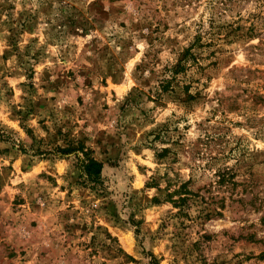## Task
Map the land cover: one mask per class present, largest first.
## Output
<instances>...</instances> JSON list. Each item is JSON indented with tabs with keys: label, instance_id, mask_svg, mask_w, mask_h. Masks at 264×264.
I'll return each mask as SVG.
<instances>
[{
	"label": "rangeland",
	"instance_id": "obj_1",
	"mask_svg": "<svg viewBox=\"0 0 264 264\" xmlns=\"http://www.w3.org/2000/svg\"><path fill=\"white\" fill-rule=\"evenodd\" d=\"M263 215L264 0H0V264H264Z\"/></svg>",
	"mask_w": 264,
	"mask_h": 264
},
{
	"label": "trees",
	"instance_id": "obj_2",
	"mask_svg": "<svg viewBox=\"0 0 264 264\" xmlns=\"http://www.w3.org/2000/svg\"><path fill=\"white\" fill-rule=\"evenodd\" d=\"M192 47L193 46L187 47L184 50L182 57L176 63V65L169 69V72L171 74L170 77L166 78L165 80H162V82L160 83V90L162 92H167L170 89L171 83L176 79L179 73H182L186 70V67L191 59L192 61L196 62V57L191 51ZM184 89L188 95V98L193 99L194 96L189 93V86H184ZM56 151L60 158H63L71 153L76 154V158L78 160V168L80 170V177L83 178V184L86 187H89L91 189H97L99 186L103 185L102 172L104 164L102 161L96 159L93 156L92 150L86 149L83 144H80L78 148H75L71 144H68L66 147L58 146ZM79 152L82 153V157L79 156ZM37 153L41 154V152ZM223 181H225V179H220L218 183L222 184ZM171 194L178 195L177 199L172 200L175 206L184 207L188 200V195L194 193L187 189L186 183H184L180 186L178 190H175L173 193L169 194V196L172 198L174 195ZM153 202L159 203L158 198L154 197ZM221 207H223V205ZM262 222H264V215L262 216ZM151 256L153 258L154 264H157V259L155 258V256H153L152 254ZM129 257L130 259L134 260L131 256Z\"/></svg>",
	"mask_w": 264,
	"mask_h": 264
}]
</instances>
